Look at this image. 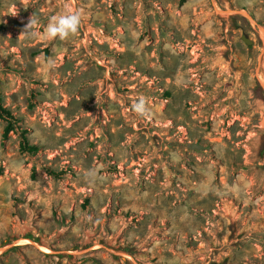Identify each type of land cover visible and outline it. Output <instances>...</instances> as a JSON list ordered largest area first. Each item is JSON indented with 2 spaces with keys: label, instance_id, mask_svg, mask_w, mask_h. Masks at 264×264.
I'll return each mask as SVG.
<instances>
[{
  "label": "rangeland",
  "instance_id": "374dc122",
  "mask_svg": "<svg viewBox=\"0 0 264 264\" xmlns=\"http://www.w3.org/2000/svg\"><path fill=\"white\" fill-rule=\"evenodd\" d=\"M261 31L264 0H0V264H264Z\"/></svg>",
  "mask_w": 264,
  "mask_h": 264
},
{
  "label": "clouds",
  "instance_id": "9594fccd",
  "mask_svg": "<svg viewBox=\"0 0 264 264\" xmlns=\"http://www.w3.org/2000/svg\"><path fill=\"white\" fill-rule=\"evenodd\" d=\"M36 23L37 21L31 17L24 32H27L29 35H35V33L29 30L32 29ZM81 25L82 13L79 10L62 12L49 18L45 31L49 38L64 40L72 34H75ZM133 111L140 117H146L148 115L146 102L143 98L133 105Z\"/></svg>",
  "mask_w": 264,
  "mask_h": 264
},
{
  "label": "crops",
  "instance_id": "0c3cea01",
  "mask_svg": "<svg viewBox=\"0 0 264 264\" xmlns=\"http://www.w3.org/2000/svg\"><path fill=\"white\" fill-rule=\"evenodd\" d=\"M182 10H184V9H182ZM210 18H211L210 15L206 16L204 12H198V10H196L193 19L191 18L190 20L193 21V24L196 25L197 28L199 27V25H201L200 26L201 28H207V27H209L208 24H209ZM184 19H186V17H184V15H180V17H177L175 14H172L171 19L169 21H167V28L168 29L169 28H176L177 31L179 30V32H182V29H180V28L183 26V20ZM136 21L138 22V26L142 27L144 24H146V21H148V20L146 19V16L140 15L137 17ZM150 21H151V19H150ZM128 26L131 27V25H128ZM133 27H134V23H133L132 29H133ZM169 31L172 32L174 30L170 29ZM142 43H143V41H142ZM134 44H136V43H134ZM134 44H132V46L131 45H125L124 48H125L126 53L133 51L134 52L133 57L138 62L139 61L138 57L143 56L142 52L144 51V48L142 47V45L137 46ZM138 51L141 52V53H139V55L137 53Z\"/></svg>",
  "mask_w": 264,
  "mask_h": 264
},
{
  "label": "trees",
  "instance_id": "16d2710c",
  "mask_svg": "<svg viewBox=\"0 0 264 264\" xmlns=\"http://www.w3.org/2000/svg\"><path fill=\"white\" fill-rule=\"evenodd\" d=\"M0 121L5 123V127L3 130V138H7L10 133L16 134L19 130L18 120L14 117L12 112L5 108L2 104V100L0 99ZM19 138V150L21 152H35L37 150L36 147L28 145L26 138L23 133L18 135ZM4 254V253H3Z\"/></svg>",
  "mask_w": 264,
  "mask_h": 264
},
{
  "label": "water",
  "instance_id": "95a60500",
  "mask_svg": "<svg viewBox=\"0 0 264 264\" xmlns=\"http://www.w3.org/2000/svg\"><path fill=\"white\" fill-rule=\"evenodd\" d=\"M241 40H242L247 46H250V45L253 44V43H252L248 38H246L245 36H242V37H241Z\"/></svg>",
  "mask_w": 264,
  "mask_h": 264
},
{
  "label": "bare ground",
  "instance_id": "6f19581e",
  "mask_svg": "<svg viewBox=\"0 0 264 264\" xmlns=\"http://www.w3.org/2000/svg\"><path fill=\"white\" fill-rule=\"evenodd\" d=\"M241 14L244 15L245 17H247V14L245 12H243V13L241 12ZM260 35H261L262 39L264 40V33H263V31L260 32Z\"/></svg>",
  "mask_w": 264,
  "mask_h": 264
}]
</instances>
